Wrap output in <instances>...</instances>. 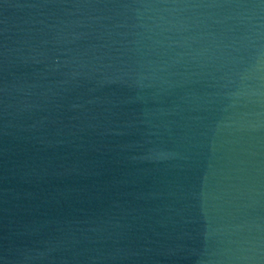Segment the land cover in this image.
I'll use <instances>...</instances> for the list:
<instances>
[{"label": "water", "instance_id": "95a60500", "mask_svg": "<svg viewBox=\"0 0 264 264\" xmlns=\"http://www.w3.org/2000/svg\"><path fill=\"white\" fill-rule=\"evenodd\" d=\"M0 264H264V0H0Z\"/></svg>", "mask_w": 264, "mask_h": 264}]
</instances>
